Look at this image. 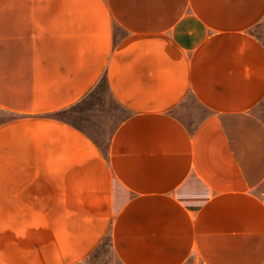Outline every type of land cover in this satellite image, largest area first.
I'll list each match as a JSON object with an SVG mask.
<instances>
[{"label":"crops","instance_id":"0c3cea01","mask_svg":"<svg viewBox=\"0 0 264 264\" xmlns=\"http://www.w3.org/2000/svg\"><path fill=\"white\" fill-rule=\"evenodd\" d=\"M0 264H264V0H0Z\"/></svg>","mask_w":264,"mask_h":264}]
</instances>
